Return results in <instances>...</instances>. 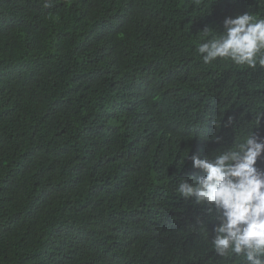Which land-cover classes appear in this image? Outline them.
Listing matches in <instances>:
<instances>
[{"label": "trees", "instance_id": "trees-1", "mask_svg": "<svg viewBox=\"0 0 264 264\" xmlns=\"http://www.w3.org/2000/svg\"><path fill=\"white\" fill-rule=\"evenodd\" d=\"M44 4L0 0V264H241L176 187L264 139V66L196 51L264 0Z\"/></svg>", "mask_w": 264, "mask_h": 264}, {"label": "clouds", "instance_id": "clouds-1", "mask_svg": "<svg viewBox=\"0 0 264 264\" xmlns=\"http://www.w3.org/2000/svg\"><path fill=\"white\" fill-rule=\"evenodd\" d=\"M44 6H52V0H45ZM200 32L196 51L203 63L219 58L236 66H264V17L245 11L225 17L221 32L211 28ZM232 123L229 116L226 124ZM251 129L218 154L203 158L192 155V167L205 174L181 177L176 191L185 200L204 206L208 223L213 224L211 244L219 256L234 254L243 258L241 264H264V170L256 166L264 152V139Z\"/></svg>", "mask_w": 264, "mask_h": 264}]
</instances>
